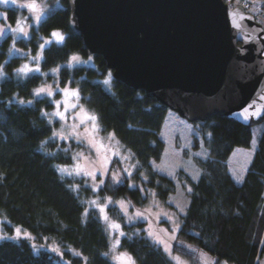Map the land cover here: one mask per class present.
Segmentation results:
<instances>
[{"label": "trees", "instance_id": "16d2710c", "mask_svg": "<svg viewBox=\"0 0 264 264\" xmlns=\"http://www.w3.org/2000/svg\"><path fill=\"white\" fill-rule=\"evenodd\" d=\"M57 1L59 4L33 24L28 35L14 38L8 33L0 40V218L29 228L38 240L47 236L57 241L61 252L47 247L36 250L26 237L3 238L0 264H117L110 254L111 236L100 207L89 206L87 201L98 192L102 197H130L144 204L153 191L157 198L167 201L177 190L175 178L152 164L162 158L166 148L160 132L170 108L143 89H134L115 78L102 54H89L68 23V0H49L52 5ZM257 1L264 12V0ZM244 9L248 10L247 5ZM8 15L14 23L15 8H8ZM54 29L65 34L64 41L44 44ZM75 54L93 59L70 61ZM30 55L40 56L36 65L40 71L19 73ZM49 80L78 89L79 97L99 118L102 130H113L131 150L137 162L132 177L142 182V187L130 188L128 178L117 184L108 174L96 192L88 175L60 172L61 165L73 164L74 150H85L87 145L54 136L58 121L47 114L54 98L36 94L38 87ZM200 121L202 135L194 134L193 145L196 149L203 145L207 154L194 155L201 169L199 178L181 169L180 178L189 183L191 192L186 211L180 215L172 250L191 264L197 260L193 247L212 254L214 264L221 260L261 264L264 117L259 122L261 133L254 154L240 180L232 175L228 160L235 148L252 145L253 126L219 115ZM107 211L123 223L119 244L136 264H174L162 246L147 236L145 220L125 222L124 213L115 203L109 204Z\"/></svg>", "mask_w": 264, "mask_h": 264}, {"label": "water", "instance_id": "95a60500", "mask_svg": "<svg viewBox=\"0 0 264 264\" xmlns=\"http://www.w3.org/2000/svg\"><path fill=\"white\" fill-rule=\"evenodd\" d=\"M68 2L89 54L189 122L219 115L254 126L264 117V25L252 12L225 0Z\"/></svg>", "mask_w": 264, "mask_h": 264}, {"label": "rangeland", "instance_id": "374dc122", "mask_svg": "<svg viewBox=\"0 0 264 264\" xmlns=\"http://www.w3.org/2000/svg\"><path fill=\"white\" fill-rule=\"evenodd\" d=\"M229 2V1H228ZM36 4V8L32 9L30 4ZM49 0H15L14 4H2L0 3V40L5 38V36L10 33L14 38H21L28 35L32 25H36L40 20L46 17L47 14L55 8ZM230 3V2H229ZM232 6H241L245 8L247 5L250 12H257L256 20L264 25V12L260 9L259 1L257 0H231ZM249 5V6H248ZM8 8L16 10L17 18L14 23L11 22L10 16L8 15ZM246 10V9H245ZM246 10V11H248ZM259 12V13H258ZM254 14V13H253ZM7 17L5 20L4 17ZM23 29V31H21ZM58 33L57 36L53 37L52 33ZM51 35L45 38L44 44L50 41H55L58 43L60 37L65 39V34L60 29H54ZM60 41V42H63ZM59 42V43H60ZM18 50L15 47L14 51ZM30 58L20 66L19 73H28L37 69L36 66L40 60V56L30 55ZM75 57V59H73ZM91 57H83L82 55H74L70 59L72 62H91ZM59 88L61 90L67 88L69 90L68 95H63L55 90ZM40 89H45L46 91L40 93L39 95H48L49 91L54 92V105L51 108V112H48L50 119L58 121V125L55 126L54 136L58 140L77 141L79 143L86 144L85 150H74L73 153V164L71 165H61L60 172L63 174H70L78 176L88 175L89 173H94L96 176L95 182L91 175L89 176V183L92 185L94 191L97 192V188L100 184V180L106 178L108 174L112 179L115 176L118 180L124 181L126 178L124 169H127L133 174L136 170L137 162L131 150L125 148L121 143L120 139L117 137L115 132L111 129L102 130L99 119L98 121H89L87 116L94 115L95 112L89 109L78 96L71 95L72 91H78L74 86L70 85H58L56 82L49 80V82L41 84L36 92ZM79 93V92H78ZM38 95V96H39ZM60 103V108L57 109L56 103ZM76 104L77 108L72 109V105ZM67 109L66 116L67 120H60L54 113L59 110L65 112ZM83 109V111H81ZM167 117L164 122V126L161 129L160 135L165 142V150L163 152L162 158L159 160L152 161L153 167L159 172L172 176L175 178L177 187L176 191L173 192L167 201L160 200L157 198L155 192L153 191L150 198L144 204H139L132 198L118 197L114 198L110 195L100 196L98 192L92 198H89L87 203L89 206H99L100 209L103 208L105 211H100L103 216L104 223L108 234L111 236V248L110 254L113 256L114 261L117 264H136L135 260L131 255H129L125 250H123L119 244L121 232L124 231V225L111 216L107 211V206L109 204L115 203L120 208L125 215V222L130 223L133 221L145 220L147 222L146 233L147 236L156 241L157 239L161 241L160 245L168 254L170 259L174 264H191L189 259L183 257L177 252H173L172 245L174 238L176 237V229L180 226L181 220L180 215L186 211V207L189 203V191L190 185L186 183L185 180H181L180 172L181 169L186 171L191 177L199 178L201 169L194 161V155H206V148L201 145L196 149L193 145L194 134L201 136L199 129L202 124L201 121H188L180 114L172 109L167 112ZM97 117V116H96ZM83 121V123H81ZM93 123L96 127L93 128ZM261 124L257 123L253 126L252 132L254 133L252 138V145L249 147H237L231 153L228 160V165L230 166L231 173L233 176L240 180L248 167L255 146L257 145V139L260 135ZM203 137V136H202ZM87 150V151H86ZM111 161V163H108ZM105 169H108V174L106 176L101 175ZM113 180V179H112ZM130 185H137L142 187V182L138 183L131 176L129 179ZM114 181V180H113ZM105 182V181H104ZM111 201V203H110ZM140 214V215H137ZM109 215V216H108ZM107 217V220L105 219ZM115 223L119 225V228H113L110 225ZM19 229L20 235L17 238L16 230ZM149 233L152 235L150 236ZM122 236V235H121ZM0 239L11 238L20 239L28 238L31 240L32 245L36 250L43 248H51L55 253H60L57 241L50 240L49 237H45L42 240H38L37 237L32 233V231L21 225L12 223L8 218H0ZM197 255L196 264H214V256L208 251H203L197 247H193ZM261 264H264V256L261 257ZM218 264H232L227 261H220Z\"/></svg>", "mask_w": 264, "mask_h": 264}, {"label": "snow or ice", "instance_id": "6c2138e0", "mask_svg": "<svg viewBox=\"0 0 264 264\" xmlns=\"http://www.w3.org/2000/svg\"><path fill=\"white\" fill-rule=\"evenodd\" d=\"M2 2L7 3V0H2ZM4 19L6 20L7 17L5 16ZM21 31H23V29H21ZM52 35H53V37H55V36L58 35V33H55V32H54V33H52ZM60 41H63V37H62V36L60 37ZM60 41H58V42H60ZM45 47H46L45 45H41V48H45ZM73 59H75V57H73ZM34 71H35V72H39L40 70H39V68H37V69H34ZM105 82L107 83L108 81H105ZM69 83H71V81H69ZM45 91H46L45 89H40L36 94L39 95L40 93H43V92H45ZM55 91H56V92H60V93H62L63 95H68V94H69V90H68L67 88H65V89H63V90L57 88ZM47 94H48L49 96H53L55 93L49 91ZM71 95L78 97V96H79V93H78V91H72V92H71ZM50 104H51V102H50ZM56 107H57V109L60 108V103H59V102L56 103ZM76 108H77V105H76V104H73V105H72V109L74 110V109H76ZM244 110L247 111L248 109L245 108ZM81 111H83V109H81ZM66 112H67V109L65 110V112H61V111L57 110V111L54 113V115L57 116L60 120H64V121H66V120H67ZM98 119H99V118L96 117V116H94V115H89V116H87V120H89V121H93V122H95V121H98ZM81 123H83V121H81ZM95 127H96V125H95V123H93V128H95ZM210 135H211V134H209V136H210ZM108 163H111V161H108ZM108 171H109L108 169H105L104 172H103L101 175L106 176V175L108 174ZM124 173H125L126 178H129V179L131 178L132 173L129 172L127 169H124ZM88 175H91L93 181L95 182V179H96L95 174H94V173H89ZM193 178L195 179L196 177H193ZM112 179H113L117 184H122V183H123L122 180H118L115 176H113ZM144 179H146V177H145ZM85 182H86V181H85ZM103 183H104V181H103V180H100V184H99L97 190H99V187H102V186H103ZM89 187H91V185H90ZM129 187H130V188H135L136 186H135V185H129ZM189 191H191V189H189ZM110 203H111V201H110ZM100 211H105V209L101 208ZM137 215H140V214H137ZM105 219L107 220V217H106V216H105ZM110 226L113 227L114 229L120 227L119 225H117V224H115V223H112ZM16 235H17V238H18L19 235H20V231H19V229L16 230ZM121 235H123L122 232H121ZM149 235L151 236L152 234L149 233ZM0 238H2V237H0ZM154 242H155L156 244H160V243H162V242L159 241L158 239H157L156 241H154ZM165 250L167 251L168 249L166 248ZM133 264H134V262H133Z\"/></svg>", "mask_w": 264, "mask_h": 264}, {"label": "flooded vegetation", "instance_id": "af4514ba", "mask_svg": "<svg viewBox=\"0 0 264 264\" xmlns=\"http://www.w3.org/2000/svg\"><path fill=\"white\" fill-rule=\"evenodd\" d=\"M4 5V4H3Z\"/></svg>", "mask_w": 264, "mask_h": 264}]
</instances>
